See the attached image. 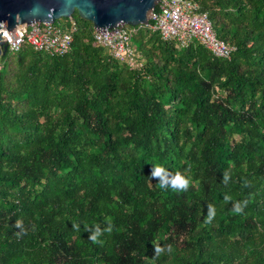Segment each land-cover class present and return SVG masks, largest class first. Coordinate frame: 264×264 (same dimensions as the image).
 I'll return each mask as SVG.
<instances>
[{
  "label": "trees",
  "instance_id": "obj_1",
  "mask_svg": "<svg viewBox=\"0 0 264 264\" xmlns=\"http://www.w3.org/2000/svg\"><path fill=\"white\" fill-rule=\"evenodd\" d=\"M191 1L227 59L123 26L128 66L76 13L65 54L0 57V264H264V0Z\"/></svg>",
  "mask_w": 264,
  "mask_h": 264
},
{
  "label": "built area",
  "instance_id": "obj_2",
  "mask_svg": "<svg viewBox=\"0 0 264 264\" xmlns=\"http://www.w3.org/2000/svg\"><path fill=\"white\" fill-rule=\"evenodd\" d=\"M148 28L156 32L162 41L173 42L178 47H186L191 41L197 42L213 58L227 59L233 48L217 40L210 24L203 13L198 12L197 5L191 0H158ZM68 29L58 25L32 23L24 27H14L7 33L3 28L0 35L6 51L17 52L26 44L35 52L49 56H61L68 51L72 24ZM95 45L106 49L110 57L128 66H132L133 52L129 47V32L123 28L111 32H93Z\"/></svg>",
  "mask_w": 264,
  "mask_h": 264
},
{
  "label": "water",
  "instance_id": "obj_3",
  "mask_svg": "<svg viewBox=\"0 0 264 264\" xmlns=\"http://www.w3.org/2000/svg\"><path fill=\"white\" fill-rule=\"evenodd\" d=\"M158 0H0V29L7 33L14 27L32 23L52 24L76 13L93 32L118 31L121 26H148ZM36 8L35 14L30 10ZM0 35V57L5 54Z\"/></svg>",
  "mask_w": 264,
  "mask_h": 264
},
{
  "label": "clouds",
  "instance_id": "obj_4",
  "mask_svg": "<svg viewBox=\"0 0 264 264\" xmlns=\"http://www.w3.org/2000/svg\"><path fill=\"white\" fill-rule=\"evenodd\" d=\"M36 8L30 10V14H35ZM150 179H155L157 181V186L161 189H171L175 192H186L190 186V179L183 175L181 172H171L166 168L153 164V167L150 172ZM228 180V174L225 173L224 175V182L226 183ZM226 202L231 201V197L225 196L224 197ZM234 211L237 213L242 211V207L239 203H234ZM215 216V209L213 205H208V213H207V220L211 222V220ZM17 228H22V224L20 221L16 222L15 225ZM74 227H76L74 225ZM85 230L89 232V239L93 242H96L98 237L103 234L104 231L111 232V227H107L105 229H101L99 225H85ZM153 251L155 257H159L162 253L165 252V248L162 247L159 243L153 244ZM167 251H171V246H168Z\"/></svg>",
  "mask_w": 264,
  "mask_h": 264
}]
</instances>
